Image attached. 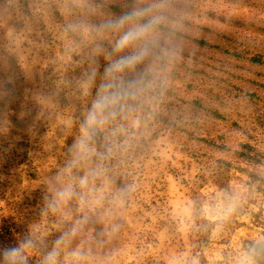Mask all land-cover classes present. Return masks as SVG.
Here are the masks:
<instances>
[{
    "label": "rangeland",
    "instance_id": "rangeland-1",
    "mask_svg": "<svg viewBox=\"0 0 264 264\" xmlns=\"http://www.w3.org/2000/svg\"><path fill=\"white\" fill-rule=\"evenodd\" d=\"M99 3L119 13L125 0ZM178 6L163 89L97 137V151L113 149L109 193L133 190L86 239L119 225L93 244L102 264H236L251 248L264 264V0ZM71 9L0 0V245L32 230L50 244L81 215L42 214L96 91L84 77L99 84L108 62L65 32L83 14Z\"/></svg>",
    "mask_w": 264,
    "mask_h": 264
},
{
    "label": "clouds",
    "instance_id": "clouds-1",
    "mask_svg": "<svg viewBox=\"0 0 264 264\" xmlns=\"http://www.w3.org/2000/svg\"><path fill=\"white\" fill-rule=\"evenodd\" d=\"M71 10L83 14L71 20L65 32L75 43L93 42L95 54L105 55L108 62L99 84L94 70L84 77L83 83L95 85L96 91L80 135L69 146V159L51 181V195L45 198L42 214L63 219L66 209L75 204L81 215L65 224L50 244L32 230L14 243L0 245V264H32L34 256H39L37 264H102L93 244L99 245L119 225L86 239L89 229L110 215L112 208L122 206L133 185L109 193L107 162L113 149L97 151V137L116 120L134 117L140 106L153 100L163 89L177 54L175 37L183 14L178 0H125L119 13H106L99 0H73ZM236 264H257V250L242 253Z\"/></svg>",
    "mask_w": 264,
    "mask_h": 264
}]
</instances>
